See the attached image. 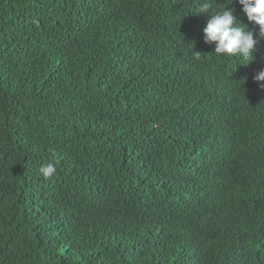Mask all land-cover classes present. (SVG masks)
Listing matches in <instances>:
<instances>
[{
	"label": "trees",
	"instance_id": "16d2710c",
	"mask_svg": "<svg viewBox=\"0 0 264 264\" xmlns=\"http://www.w3.org/2000/svg\"><path fill=\"white\" fill-rule=\"evenodd\" d=\"M201 2L0 0V264H264V40Z\"/></svg>",
	"mask_w": 264,
	"mask_h": 264
},
{
	"label": "clouds",
	"instance_id": "9594fccd",
	"mask_svg": "<svg viewBox=\"0 0 264 264\" xmlns=\"http://www.w3.org/2000/svg\"><path fill=\"white\" fill-rule=\"evenodd\" d=\"M238 3L242 6V14L247 21L258 26V33L250 31L227 7L220 10L213 8V0H202L196 13H211V18L203 28V41L209 46L214 45V55L218 58H235L242 65L248 66L254 62V53L264 40V0H238ZM252 79L264 90V69L258 71ZM38 171L43 179L49 180L55 176L57 168L54 163L49 162Z\"/></svg>",
	"mask_w": 264,
	"mask_h": 264
}]
</instances>
